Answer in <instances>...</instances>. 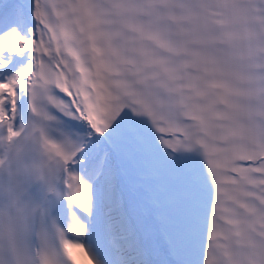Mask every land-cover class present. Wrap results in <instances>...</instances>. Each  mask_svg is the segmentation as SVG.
I'll use <instances>...</instances> for the list:
<instances>
[{"label": "snow or ice", "instance_id": "snow-or-ice-1", "mask_svg": "<svg viewBox=\"0 0 264 264\" xmlns=\"http://www.w3.org/2000/svg\"><path fill=\"white\" fill-rule=\"evenodd\" d=\"M0 264H264V0H0Z\"/></svg>", "mask_w": 264, "mask_h": 264}]
</instances>
